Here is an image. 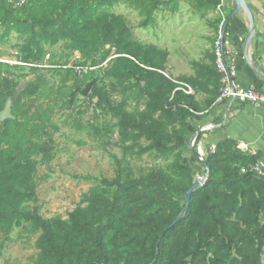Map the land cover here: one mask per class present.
<instances>
[{
    "label": "trees",
    "instance_id": "16d2710c",
    "mask_svg": "<svg viewBox=\"0 0 264 264\" xmlns=\"http://www.w3.org/2000/svg\"><path fill=\"white\" fill-rule=\"evenodd\" d=\"M182 4L205 14L217 0H30L16 10L0 0V40L21 39L16 59L34 73L19 85L0 63V112L9 102L8 117L0 120V258L12 230L21 228L37 236L28 264H264V181L240 173L258 157L221 139L200 162L202 133L188 148L219 96L212 52L189 63L191 76L172 80L166 74L169 53L138 41L125 18L113 12L126 6L141 19L140 28H148L156 13L175 14ZM225 31H231L229 23ZM60 43L79 55L81 67H98L102 74L75 88L66 103L87 96L116 120L120 141L132 143L135 156L152 153L172 161L167 170L140 175L116 161L113 179H90L96 187L84 206L67 220H46L25 204L35 199L38 165L53 158L54 107L74 79L72 69H63L52 87L37 70L45 50ZM197 94L205 99L196 101ZM192 164L205 180L184 208L194 182Z\"/></svg>",
    "mask_w": 264,
    "mask_h": 264
},
{
    "label": "rangeland",
    "instance_id": "374dc122",
    "mask_svg": "<svg viewBox=\"0 0 264 264\" xmlns=\"http://www.w3.org/2000/svg\"><path fill=\"white\" fill-rule=\"evenodd\" d=\"M231 10L232 8L227 16ZM113 12L125 18L138 41L143 44H155L169 53L166 74L172 80L191 76L189 63L212 52L219 25L214 11L203 14L185 4L180 5L175 14L165 11L156 13L154 24L148 28H140L141 19L135 11L126 6L119 5ZM243 17L241 12L234 16L229 22L230 29L232 30L233 24ZM21 42V39L13 36L4 41L0 40V60L18 61L16 52ZM45 55L47 58L45 56L42 66L37 70L50 86L57 85L59 72L63 69H72L74 79L73 83L70 82L68 87L62 90V98L54 107L52 122L57 130L52 136L53 158L48 164L38 165L33 180L35 199L25 204L26 210H36L38 215L46 220H67L70 212L85 205L84 201L90 191L96 187V183L90 179L115 177L116 161L128 163L134 175L146 174L153 169L167 170L172 157L157 158L152 153L135 156V150L131 149L132 143L123 144L120 141L116 120L92 106L87 96L77 94L71 105L66 103L75 88L82 89L92 80L101 78L100 68L81 67L79 55L66 51L62 43L46 49ZM1 65L7 76L19 85L34 78V73L29 67L8 65L7 69L5 64ZM7 108L6 101L0 113H6ZM132 108L133 105L129 110ZM192 145L193 141L190 140L188 148ZM192 167L194 180L203 177L199 166L192 164ZM36 238L37 236L26 234L21 228H14L0 258V264L31 263L36 255ZM261 260L264 263V248Z\"/></svg>",
    "mask_w": 264,
    "mask_h": 264
},
{
    "label": "crops",
    "instance_id": "0c3cea01",
    "mask_svg": "<svg viewBox=\"0 0 264 264\" xmlns=\"http://www.w3.org/2000/svg\"><path fill=\"white\" fill-rule=\"evenodd\" d=\"M245 1L253 15L255 27L254 38L249 49V60L260 74L247 65L242 54L247 35L246 21L244 22L243 17L239 22L231 25L230 31L238 49L236 80L243 87L253 85L258 92H264V0ZM195 97L198 102L205 99L203 94H197ZM204 126H209L211 129L202 132L196 148L200 156L206 148L217 141L229 139L236 144H246L249 148L248 155H256L258 161L264 164V106L253 108L237 102H215L204 120L197 123L198 128Z\"/></svg>",
    "mask_w": 264,
    "mask_h": 264
},
{
    "label": "built area",
    "instance_id": "2783aa9c",
    "mask_svg": "<svg viewBox=\"0 0 264 264\" xmlns=\"http://www.w3.org/2000/svg\"><path fill=\"white\" fill-rule=\"evenodd\" d=\"M30 0H6V2L13 8L19 9L25 6ZM232 0H217L214 12L218 18L219 25L217 30V36L212 45V54L214 59L215 71L219 76V96L215 102L230 101L241 104L250 105L253 108L264 106V92H258L253 85L243 87L237 83V57L238 49L233 42V38L230 31L222 32V28L226 22L227 13L232 8ZM47 58V56H46ZM105 61L102 65H105ZM0 63L14 65V66H27L18 61L0 60ZM77 70V68L75 69ZM79 73V71H78ZM183 90L186 94H192L190 87L184 84ZM211 128L204 126L198 129L199 133L208 131ZM214 145L209 146L208 151L212 153L214 151ZM236 148L244 153L248 154V146L244 143H238ZM199 161H202V155ZM241 174H250L264 181V164L258 162L251 163L249 165L240 168ZM200 183L205 180V177L197 178ZM261 224L264 226V214L262 216Z\"/></svg>",
    "mask_w": 264,
    "mask_h": 264
},
{
    "label": "water",
    "instance_id": "95a60500",
    "mask_svg": "<svg viewBox=\"0 0 264 264\" xmlns=\"http://www.w3.org/2000/svg\"><path fill=\"white\" fill-rule=\"evenodd\" d=\"M233 3V7L231 12L229 13V15L226 18V22L222 28V32L224 31L225 27L227 26V24L231 21L232 18H234V16H236L239 12H241L244 15V19L246 21V26H247V35L243 44V48H242V54L243 57L247 63V65L253 70L255 71L257 74H260V72L255 68V66L251 63V61L249 60V49L252 43V40L254 38V34H255V27H254V21H253V15L246 3L245 0H232ZM8 102V101H7ZM9 104V102H8ZM6 117H8V108H7V112L1 114L0 113V120L5 119ZM199 133V131H197L193 138L191 139V141H194L195 137L197 136V134ZM192 146H190L191 148ZM200 180H194V182L192 183L190 189L186 192L185 195V207L187 208L188 206V200H189V196H190V192L198 187L200 185ZM183 212V211H182ZM182 212L179 214V216L177 217L176 221H178L181 216H182Z\"/></svg>",
    "mask_w": 264,
    "mask_h": 264
}]
</instances>
